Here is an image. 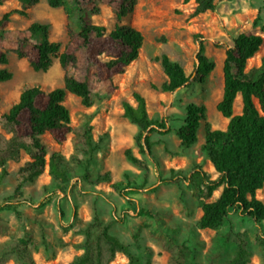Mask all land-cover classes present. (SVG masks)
Masks as SVG:
<instances>
[{"label": "rangeland", "instance_id": "rangeland-1", "mask_svg": "<svg viewBox=\"0 0 264 264\" xmlns=\"http://www.w3.org/2000/svg\"><path fill=\"white\" fill-rule=\"evenodd\" d=\"M214 3L215 10L197 14L196 5L185 4L184 0H138L134 13L123 24L141 32L143 46L138 59L112 82L97 79L96 70L87 64L83 50L66 68L54 58L48 72L33 70L15 53L18 40L28 35L26 30L34 22L49 25V39L60 43L62 52L69 40L68 27L75 33L79 31V9L91 14L93 24L112 31L117 24L118 8L111 0H63L60 8H52L48 0H40L30 8L27 17L12 16L10 33L3 46L9 56L5 68L13 73V79L0 82V115L7 113L28 87L40 86L48 92L63 86L65 75L87 82L97 94L93 107H84L81 99L71 93L65 99L72 127L91 126L98 146L92 158L81 156L83 165L77 173L88 169L93 176L109 174L110 181L98 186L80 179L61 184L46 171L34 183L24 186L17 197L16 174L29 158L24 154L20 163H8V176L0 188L3 232L0 246L23 239L38 264H69L81 253L76 246L83 242V230L97 210L105 222H111V233L130 245L138 264H168V254L162 248V240L168 237L191 249L190 264H208V255L220 249L234 255L235 243L226 240L230 230L245 235L252 252L250 264H264V222L256 224L235 208L218 230H201L200 190L184 180L196 166H201L213 180L218 177L204 150L205 125L209 124L212 130H226L228 125L216 106L223 95L225 51L232 46L233 37L251 33L263 40L259 51L248 60V69L259 68L264 58V0H214ZM20 7V0H5L0 6V18L6 11ZM200 43L204 44L205 55L216 65L207 81L174 93L157 89L167 81L163 57L178 63L191 76ZM134 92L145 97L152 120L166 123L165 130L150 135L154 144L151 155L139 153L135 144L138 129L123 115V102L136 104ZM192 103L206 108V120L201 123L197 143L184 150L177 131L184 123L187 106ZM241 112L242 105L235 104V114ZM71 138L72 135L64 145H57L50 136H42L48 160L53 153H59L73 164ZM128 149L147 162L150 173L146 181L144 172L126 160L124 154ZM119 182L123 185L114 189L113 185ZM220 193L221 190L215 192L212 200L218 199ZM256 197L264 203V188L257 191ZM112 264L129 261L119 254Z\"/></svg>", "mask_w": 264, "mask_h": 264}, {"label": "trees", "instance_id": "trees-1", "mask_svg": "<svg viewBox=\"0 0 264 264\" xmlns=\"http://www.w3.org/2000/svg\"><path fill=\"white\" fill-rule=\"evenodd\" d=\"M111 1L118 8L117 24L112 31L93 24L91 14L79 9V31L75 33L68 27L69 40L62 52L61 44L49 39V25L34 22L26 30L28 35L18 40L15 50L17 57L25 59L35 71L48 72L54 58L66 68L76 61L77 53L83 50L87 64L96 70L97 79L112 82L138 59L144 38L140 31L123 24L134 13L138 0ZM4 2L0 0V6ZM20 2V8L10 9L0 18L1 66L9 64L3 41L10 33L12 16L27 17L30 8L40 0ZM184 3L195 4L197 14L216 8L214 0H184ZM48 4L52 8H60L63 0H48ZM232 41V46L225 51L223 95L216 106L221 116L228 120V125L226 130H212L209 124L205 125L204 150L218 177L213 180L201 166H196L184 177L185 181L200 190L202 215L198 227L201 230H218L235 208L256 224L264 222V203L256 197L257 191L264 188V58L259 68L248 69V60L259 51L263 40L259 35L242 33L233 37ZM162 66L167 81L157 89L164 93H174L193 84L202 85L216 67L205 55L203 43L199 45L197 65L191 76H187L184 69L167 56L163 57ZM12 79L10 70L0 68V82ZM68 93L79 97L86 108L93 107L97 97L87 82L65 75L63 87L48 92L40 86L28 87L20 94L16 104L0 115V188L8 176V163H20L24 154L29 160L16 174L14 192L17 197L21 196L24 186L34 183L46 171L61 184L73 179L95 186L110 181L109 174L93 176L88 169L82 174L77 173V169L83 165L81 156L92 158L98 146L91 126L72 127L71 113L65 105ZM239 95L242 112L236 115L235 102ZM133 98L135 105L123 102V115L138 129L135 144L139 153L151 155L154 144L150 135L165 130L166 123L150 118L146 99L141 93L134 92ZM205 120L204 106L193 103L187 106L186 118L177 131L182 149L188 150L197 143L198 131ZM45 135L50 136L57 145H64L72 135L73 164L66 162L59 153H53L48 160V148L41 139ZM124 155L128 162L144 172L146 181L150 173L147 162L131 149L126 150ZM122 185L123 182H119L113 188L119 190ZM59 189L65 191L62 186ZM218 190H221L220 196L213 201V195ZM0 233L3 232L0 230ZM83 234V242L76 246L81 253L75 255L69 264H112L119 254L124 255L129 264H138L130 245L111 233V222H105L97 210ZM226 240L235 243L236 253L230 256L220 249L208 255V264H250L252 252L245 235L230 230ZM162 248L168 254V264H190L192 251L186 244L168 237L162 240ZM9 262L38 264L28 242L23 239L0 246V264Z\"/></svg>", "mask_w": 264, "mask_h": 264}, {"label": "crops", "instance_id": "crops-1", "mask_svg": "<svg viewBox=\"0 0 264 264\" xmlns=\"http://www.w3.org/2000/svg\"><path fill=\"white\" fill-rule=\"evenodd\" d=\"M5 67H6V66H1V65H0V68H5ZM61 87H63V86H61ZM238 98H241V96L239 95V96L237 97V99H238ZM238 105H239V107H240V103L237 104V106H238ZM241 105H242V103H241Z\"/></svg>", "mask_w": 264, "mask_h": 264}, {"label": "bare ground", "instance_id": "bare-ground-1", "mask_svg": "<svg viewBox=\"0 0 264 264\" xmlns=\"http://www.w3.org/2000/svg\"><path fill=\"white\" fill-rule=\"evenodd\" d=\"M238 103H240V105H241V98H238V99L236 100L235 104H238Z\"/></svg>", "mask_w": 264, "mask_h": 264}]
</instances>
